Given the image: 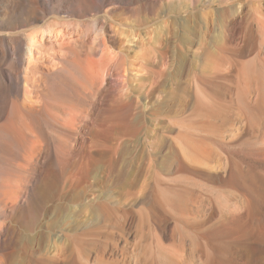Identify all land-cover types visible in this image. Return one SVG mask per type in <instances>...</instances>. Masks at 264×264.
I'll use <instances>...</instances> for the list:
<instances>
[{
  "label": "rangeland",
  "instance_id": "374dc122",
  "mask_svg": "<svg viewBox=\"0 0 264 264\" xmlns=\"http://www.w3.org/2000/svg\"><path fill=\"white\" fill-rule=\"evenodd\" d=\"M129 1V9L100 6L90 17L141 34L130 50L115 38L116 86L67 89L78 100L68 105L75 124L49 129L38 171L10 155L21 173L0 186L32 192L26 206L18 199L0 213V261L264 264V0L182 13L172 0ZM11 95L0 77V110ZM50 122L57 125L52 114ZM78 128L82 145L56 166L53 145L72 146ZM3 150L0 169H12Z\"/></svg>",
  "mask_w": 264,
  "mask_h": 264
},
{
  "label": "bare ground",
  "instance_id": "6f19581e",
  "mask_svg": "<svg viewBox=\"0 0 264 264\" xmlns=\"http://www.w3.org/2000/svg\"><path fill=\"white\" fill-rule=\"evenodd\" d=\"M128 1L0 0V62L8 66L4 69L0 68L1 85L12 92V95L6 100L4 108L0 110V144L4 145L1 158L12 169H0L1 179L20 176L21 170L9 159L11 154L16 161L22 160L31 169H37L38 165L44 164V162L43 164L39 163L48 156L46 146L48 144L49 129L57 128L63 132L66 129L65 127L63 128L64 124H75L68 105L78 104V100L74 99L76 101L74 103L72 95L69 96L71 98H68L66 96L68 90L75 91V89L85 85L92 88L94 85H98V87L103 86L106 89L110 86H116L117 79L113 72V66L116 63L115 60L121 54H117L114 51L116 46L115 38L117 35H121L123 43L127 44L130 50L132 47L137 46V41L141 42V44L143 43L140 40L139 30H137L139 34L132 30V33L124 35L123 32L119 33L116 30L117 27L109 21L110 19L108 20V17L104 16V19L99 18V16L94 19L90 17L95 14L94 9L100 8V6L110 5L112 6L111 9H129ZM152 1L157 3L165 0ZM229 1L172 0V4L174 5V10L182 13L195 6H212L217 2H225L227 4ZM247 1L250 4L252 3L253 6L257 5V0ZM59 13L63 17H60ZM135 15L134 22L137 24L144 23L146 20H140L137 14ZM262 25L264 27V22H262ZM122 27L124 28V26ZM119 29L122 28L119 27ZM150 42L155 45L157 39L150 38ZM127 72L129 70L127 71L125 68L123 73ZM128 77L124 76L121 80V85L124 89H127ZM78 90L80 92V89ZM76 93L79 94L77 91ZM76 93L75 95H77ZM68 94L71 93L68 91ZM80 98L78 99L81 101ZM129 98L130 96H128ZM123 105L121 108H124ZM127 106L128 104L125 107L127 108ZM121 112L119 111V113ZM51 114L56 117L57 125L55 123L52 124L53 126L51 125ZM125 114L123 112V115ZM79 123L76 122V124ZM75 127L78 126L76 125ZM72 131L74 132V130ZM73 134L72 140L69 139L72 142V146L66 147V149L63 145L64 151L61 150V147H57L56 144L53 145L51 154L54 156L56 166L61 167L68 162L77 151V148L82 145L83 129L78 128L77 132ZM65 135L67 137V134ZM35 175L36 173L32 179ZM31 192L32 189L28 187L24 191L19 192L1 185L0 213L13 210L18 199L21 207L26 206L30 200ZM6 227L5 224L0 223V251L2 250ZM0 264L4 263L0 261Z\"/></svg>",
  "mask_w": 264,
  "mask_h": 264
}]
</instances>
